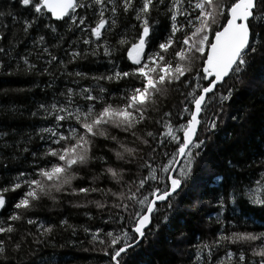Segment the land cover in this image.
Masks as SVG:
<instances>
[{"label":"snow or ice","instance_id":"snow-or-ice-1","mask_svg":"<svg viewBox=\"0 0 264 264\" xmlns=\"http://www.w3.org/2000/svg\"><path fill=\"white\" fill-rule=\"evenodd\" d=\"M257 61L264 0H0V84L31 86L0 87V113L28 122H0V264H49L64 234L131 264L163 233L169 264H264V223L241 211L264 221V149L209 155ZM246 87L264 97V72ZM64 207L98 223L38 215ZM185 207L196 224L173 227Z\"/></svg>","mask_w":264,"mask_h":264},{"label":"trees","instance_id":"trees-1","mask_svg":"<svg viewBox=\"0 0 264 264\" xmlns=\"http://www.w3.org/2000/svg\"><path fill=\"white\" fill-rule=\"evenodd\" d=\"M87 70V69H85ZM95 70V69H94ZM99 71H104L103 66H100ZM264 72V64L257 61L249 70L248 76L244 83L236 85L237 91L234 93L232 100V107H226L225 124L223 130L217 136L213 137L214 145L211 147L209 155L215 160L219 154H224L227 151L233 150L239 146H247L250 151H259L264 149V97L261 96L258 90H250L246 87L247 80L252 76L259 75ZM27 79V78H22ZM0 87L5 88H23L28 89L31 86L27 83L16 82L13 78L12 82H5L0 84ZM34 93L38 94V89H32ZM14 98L26 102L23 94H13ZM3 97H0V102H3ZM236 109H244L246 111V118L243 124H239L227 119V114L234 112ZM0 122L8 127H24L28 122L19 118H5L3 113H0ZM226 133H231L228 142H225ZM233 141H238L234 144ZM62 211L64 214L69 215L72 222L77 224L94 225L98 221H89L87 217L81 213L83 209H74L64 207L63 209L54 210L52 212H41L38 215L55 216L57 212ZM91 211L95 214L96 209L92 208ZM212 209L205 207L197 212V216L203 217L205 213L211 212ZM241 211H249L257 213V223H264L259 219V210L251 208H241ZM175 215V224H196L195 217L188 214L187 208H181ZM207 229V225H203ZM259 230V229H256ZM167 233H163L156 238L149 237L145 243L142 242L140 248L131 254V264H169L173 257L168 252V244L166 243ZM84 234L81 232L78 239L84 240ZM67 239V234L57 236L56 246L43 249L41 255L49 264H97L98 257L94 253L84 252L79 248L60 247ZM76 239V238H73ZM84 247H88L85 243ZM188 249L184 250V254L179 258L182 261L188 259Z\"/></svg>","mask_w":264,"mask_h":264}]
</instances>
